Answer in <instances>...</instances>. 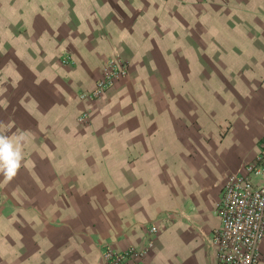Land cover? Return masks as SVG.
<instances>
[{
	"label": "crops",
	"instance_id": "0c3cea01",
	"mask_svg": "<svg viewBox=\"0 0 264 264\" xmlns=\"http://www.w3.org/2000/svg\"><path fill=\"white\" fill-rule=\"evenodd\" d=\"M116 57L127 75L81 98ZM0 135L23 152L0 264L150 239L148 264H216L224 180L264 142V0H0Z\"/></svg>",
	"mask_w": 264,
	"mask_h": 264
},
{
	"label": "built area",
	"instance_id": "2783aa9c",
	"mask_svg": "<svg viewBox=\"0 0 264 264\" xmlns=\"http://www.w3.org/2000/svg\"><path fill=\"white\" fill-rule=\"evenodd\" d=\"M71 62L70 58L64 60ZM129 62L122 57L110 58L101 69L93 89L82 92L81 98L99 99L120 77L127 75ZM88 119L87 112L80 120ZM220 225L211 235L216 264H258L260 246L264 240V142L259 154L247 163L243 172L229 174L224 180L216 207ZM157 232L152 225L150 233ZM153 245L152 239L141 247L118 252L109 245L102 255L106 264H148L145 257Z\"/></svg>",
	"mask_w": 264,
	"mask_h": 264
},
{
	"label": "clouds",
	"instance_id": "9594fccd",
	"mask_svg": "<svg viewBox=\"0 0 264 264\" xmlns=\"http://www.w3.org/2000/svg\"><path fill=\"white\" fill-rule=\"evenodd\" d=\"M23 160L22 148L18 143L14 144L6 135H0V174L5 180L13 179Z\"/></svg>",
	"mask_w": 264,
	"mask_h": 264
}]
</instances>
